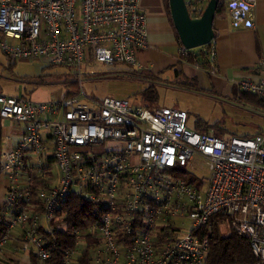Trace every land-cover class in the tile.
Returning a JSON list of instances; mask_svg holds the SVG:
<instances>
[{"label": "built area", "instance_id": "1", "mask_svg": "<svg viewBox=\"0 0 264 264\" xmlns=\"http://www.w3.org/2000/svg\"><path fill=\"white\" fill-rule=\"evenodd\" d=\"M209 1L186 0L194 17ZM256 2L226 0L234 29L254 28ZM139 4L0 0V49L12 63L45 59L80 78L88 62L142 71L138 53L151 46ZM206 47L215 75L216 39ZM191 51L181 47L179 58ZM259 68L258 81L237 86L264 100V60ZM79 85L80 93L49 102L0 93V122L23 126L18 146L0 157L9 181L0 254L19 228L21 248L37 264H79L87 251L92 264H208L202 231L222 216L223 226L250 241L253 264H264V134L201 133L188 127L184 110L96 99ZM196 158L209 164V179L192 172ZM72 198L89 205V223L57 256L66 226L56 224Z\"/></svg>", "mask_w": 264, "mask_h": 264}, {"label": "rangeland", "instance_id": "2", "mask_svg": "<svg viewBox=\"0 0 264 264\" xmlns=\"http://www.w3.org/2000/svg\"><path fill=\"white\" fill-rule=\"evenodd\" d=\"M0 49V93L10 97H24L32 101L45 98L63 97L67 93H80V80L83 81L85 93L96 99L107 97L126 99L135 105L142 104V93L150 85H154L158 94L157 107L184 110L189 114L188 127L197 130L198 124L219 125L226 136H250L264 132V109L250 104L240 97L226 96L207 88L185 87L180 84L175 70L165 72L159 79L146 82L135 75L134 69L125 64L106 65L88 62L79 72L64 67L51 66L45 59L35 61H19L15 65ZM76 84L78 88L72 86ZM199 132V131H198ZM197 176L209 179V164L199 158L191 169ZM54 172L59 173L57 166ZM222 233H231L228 226L221 227ZM81 249L87 246L81 243Z\"/></svg>", "mask_w": 264, "mask_h": 264}, {"label": "crops", "instance_id": "3", "mask_svg": "<svg viewBox=\"0 0 264 264\" xmlns=\"http://www.w3.org/2000/svg\"><path fill=\"white\" fill-rule=\"evenodd\" d=\"M139 5L146 17L148 42L151 46L149 50L138 53L143 67L139 73L157 80L165 72L175 70L176 75V71H179L182 79H197L199 88H207L211 84L213 90L234 98L240 97L238 83L246 79L258 81L261 78L259 63L264 60V0L256 2L252 29L233 28L226 0L224 8L217 12L214 29L218 73L215 75L179 58L181 46L171 22L169 0H140ZM58 98L60 97L52 99L45 96L35 102H49ZM22 135V125L10 120L0 122V157L4 152L18 146ZM8 186V178L1 171L0 164V212L7 209ZM22 235L19 228L11 232L10 240L0 254V264H37L33 253L22 250Z\"/></svg>", "mask_w": 264, "mask_h": 264}, {"label": "trees", "instance_id": "4", "mask_svg": "<svg viewBox=\"0 0 264 264\" xmlns=\"http://www.w3.org/2000/svg\"><path fill=\"white\" fill-rule=\"evenodd\" d=\"M225 6V0H221L218 12H220ZM171 22L172 17H171ZM177 39L179 45L181 47L182 44L180 39L177 35ZM207 47L198 48L192 50V56L185 58L189 63H193L194 65H200L205 71L208 72L210 69L209 63V55L207 52ZM182 60V61H184ZM17 63V62H16ZM13 65L15 63H12ZM135 75H139L138 79H141L146 82L155 81L150 77H146V75L139 73V71L132 72ZM176 77L178 79L182 78L179 71H176ZM184 77V76H183ZM185 79V80H184ZM184 81H180L181 85H184L188 88H194L195 90H199L197 79H188L184 77ZM150 80V81H149ZM73 87L78 88L75 84H72ZM76 93H67L64 97H71ZM240 98L248 101L250 104L254 106H258L264 109V100L260 99L257 96L248 94V93H240ZM238 95V94H237ZM142 104L148 108L157 107L155 102L158 101V94L156 87L154 85H150L146 90L142 93ZM197 130L201 133H214L216 136L224 138L226 136V132L219 125L211 126L209 124H198ZM264 132L258 133L257 135H262ZM243 138H249L250 136H241ZM188 182L194 183L196 180L188 178ZM89 205L85 204L83 201H78L75 198H72L66 207L63 210L65 219L63 222H58L56 225L60 226L65 224L66 230H62V238L63 243L60 245V249L57 250V256H59L65 249L72 247L75 243V239L71 236V233L77 229L86 226L89 223ZM224 224V218L222 216L214 217L211 222L210 226L206 227L202 231V235L209 240V253L207 256V263L208 264H253L255 262L252 247L250 241L235 232L229 233L225 235L222 233L221 227ZM5 228L3 225L0 224V237L4 234ZM79 264H92L90 260V251L84 253V255L80 258Z\"/></svg>", "mask_w": 264, "mask_h": 264}, {"label": "water", "instance_id": "5", "mask_svg": "<svg viewBox=\"0 0 264 264\" xmlns=\"http://www.w3.org/2000/svg\"><path fill=\"white\" fill-rule=\"evenodd\" d=\"M221 0H210L200 17L191 15L186 0H169L170 13L182 46L206 47L216 39L214 23Z\"/></svg>", "mask_w": 264, "mask_h": 264}]
</instances>
